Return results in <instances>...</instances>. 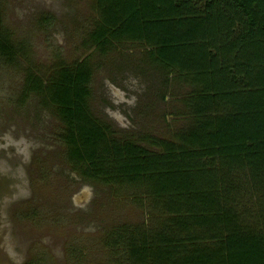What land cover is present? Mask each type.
Here are the masks:
<instances>
[{
  "label": "rangeland",
  "instance_id": "rangeland-1",
  "mask_svg": "<svg viewBox=\"0 0 264 264\" xmlns=\"http://www.w3.org/2000/svg\"><path fill=\"white\" fill-rule=\"evenodd\" d=\"M110 1L109 18L102 0H0V264H130L139 245L127 234L133 227L164 225L167 236L174 228L172 214L148 196L144 183L113 178L112 158L103 161L108 173L102 176L77 159L73 149L80 147L62 135L66 121L51 83L60 67L82 61L86 116L107 140L96 157L106 158L110 142L122 141L149 157L161 151L159 138L180 141L196 96L213 88L212 75H224L223 61L202 38L194 50L218 57L213 70L207 65L191 78L178 62H158L165 51L150 15ZM263 175L233 167L227 179L232 203L224 205L251 235H264ZM178 242L189 252L200 244L171 241ZM175 253L171 264L181 258Z\"/></svg>",
  "mask_w": 264,
  "mask_h": 264
},
{
  "label": "trees",
  "instance_id": "trees-1",
  "mask_svg": "<svg viewBox=\"0 0 264 264\" xmlns=\"http://www.w3.org/2000/svg\"><path fill=\"white\" fill-rule=\"evenodd\" d=\"M102 3H109L106 8L110 18L112 2ZM114 3L133 5L150 15L159 49L165 51L158 62H178L194 78L201 76L207 65L213 70L211 65L218 63L217 54L222 58L224 74L221 80L212 75L213 88L196 96L199 103L193 105V118L181 132L180 141L159 138L156 145L161 151L149 153V157L139 145L125 141L110 142L105 150L111 154L102 159L96 157L107 140L86 116L83 100L88 76L82 61L60 67L51 83L52 100L59 105L60 115L66 121L62 135L80 147L78 151L73 149L77 159L91 163L93 173L100 172L102 176L108 173L103 161L112 158L113 178L122 176L130 182L139 179L148 196L172 214L168 220L174 228L168 236L163 224L135 226L129 233L126 231L131 238L137 236L139 243L129 255L130 264H151L149 260L171 264L169 259L178 255L175 252L181 255L178 264H264V235H251L252 229L242 227L235 213L227 211L224 205L229 200L232 203L228 195L233 182L227 179L233 167L247 169L252 175L264 174V0ZM202 38L207 39L205 42L215 54L206 49L194 50V45H199L195 42ZM6 54L10 59L11 53ZM199 172H205V176ZM222 173L226 174V183ZM208 176L216 182H206ZM217 182L222 183L221 187L215 188ZM220 230L223 235L218 234ZM118 231H114L115 242L122 237ZM214 237L218 238L214 243L206 242ZM191 238L200 244L195 243L190 252L181 250V242L171 243ZM126 239L123 237L122 241Z\"/></svg>",
  "mask_w": 264,
  "mask_h": 264
}]
</instances>
